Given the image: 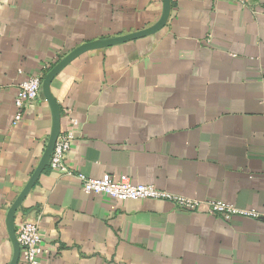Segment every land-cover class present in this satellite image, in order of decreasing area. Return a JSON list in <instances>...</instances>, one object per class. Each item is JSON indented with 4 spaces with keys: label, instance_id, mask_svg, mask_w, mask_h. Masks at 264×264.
<instances>
[{
    "label": "crops",
    "instance_id": "0c3cea01",
    "mask_svg": "<svg viewBox=\"0 0 264 264\" xmlns=\"http://www.w3.org/2000/svg\"><path fill=\"white\" fill-rule=\"evenodd\" d=\"M161 12L162 0H0V264L14 251L7 211L53 124L42 93L13 123L20 81L81 44L148 28ZM50 93L60 131L75 134L72 173L47 164L14 214L15 226L37 222L48 264H264V0H170L161 28L80 53ZM79 172L257 215L116 201L85 193Z\"/></svg>",
    "mask_w": 264,
    "mask_h": 264
},
{
    "label": "built area",
    "instance_id": "2783aa9c",
    "mask_svg": "<svg viewBox=\"0 0 264 264\" xmlns=\"http://www.w3.org/2000/svg\"><path fill=\"white\" fill-rule=\"evenodd\" d=\"M43 75L27 74L20 81L14 96L15 113L13 123L21 120L25 106L35 101L41 93ZM72 124L76 120L70 117ZM75 134L70 129L60 131L49 156L48 166L59 173H72L65 163V156L71 149ZM80 180L82 190L89 194H104L116 201L137 199H159L173 203L176 207L187 211L204 212L210 215L221 216L225 219L233 215L256 216L254 209H242L229 202L219 199H197L174 194L157 188L152 184H138L118 180L112 176L93 178L79 172L76 174ZM16 240L19 245V259L16 264H48L43 259L45 248L37 222L22 219L15 226Z\"/></svg>",
    "mask_w": 264,
    "mask_h": 264
},
{
    "label": "water",
    "instance_id": "95a60500",
    "mask_svg": "<svg viewBox=\"0 0 264 264\" xmlns=\"http://www.w3.org/2000/svg\"><path fill=\"white\" fill-rule=\"evenodd\" d=\"M170 11V0H162V12L160 18L157 20L155 24L152 26L131 32L124 35L114 36L110 38H105L101 40L86 42L84 44H81L77 48L73 49L71 52H69L67 55H65L57 64H55L42 78V84H41V93L45 96V98L48 100L51 108H52V116H53V124L52 129L49 134L47 143L45 145L43 154L40 158V161L38 165L36 166L34 172L30 176L29 180L26 182L25 186L15 199V201L12 203L10 208L7 211L6 221H7V227L10 234V238L13 243L14 251H13V257L10 262V264H16L19 259V245L16 240L15 235V225H14V214L17 208L20 206L22 200L24 199L25 195L28 193L30 188L33 186L34 182L36 181L38 175L42 172L44 167L49 162V156L51 154V151L53 149V146L55 144L56 138L60 133V113L58 105L56 104L53 96L50 93V82L52 78L56 75V73L64 66L66 65L70 60L75 58L77 55H79L82 52H85L89 49L93 48H101L110 46L117 43H122L125 41L133 40L139 37H143L149 34L154 33L156 30L161 28L168 18Z\"/></svg>",
    "mask_w": 264,
    "mask_h": 264
}]
</instances>
